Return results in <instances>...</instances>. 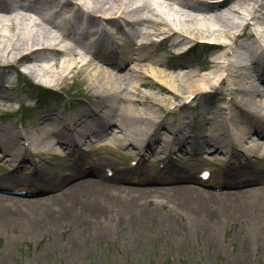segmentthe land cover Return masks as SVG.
<instances>
[{
    "label": "bare ground",
    "instance_id": "1",
    "mask_svg": "<svg viewBox=\"0 0 264 264\" xmlns=\"http://www.w3.org/2000/svg\"><path fill=\"white\" fill-rule=\"evenodd\" d=\"M48 1L59 3L62 9L58 14L47 13L52 21L70 20L74 32H78L73 34L87 43L79 46L76 38L72 37V47H82L86 52L88 47H92L108 54V57L78 58L75 51L59 46L57 38L40 20L33 6L22 3V0H0V68L6 69L22 62L26 73L48 86L61 85L72 73L82 72L88 79L85 89L94 96L95 103L88 104L84 111L65 117L50 111L48 115L54 120L44 121V124L52 125L53 131L39 134V137L29 134L24 145L21 141L18 143V139L24 137L22 134L16 132L17 139L12 130L0 126V150L3 157H8L7 160L16 161L25 159V153L29 151L46 153L44 143L52 146L54 141L77 153L79 164L81 159L89 160L91 168L68 170L62 177L47 170L32 179H19L9 174L2 177L0 185L47 194L29 198L22 193L0 192V231L13 225L21 226L29 234L55 230L75 207L98 218H106L108 223L107 227L101 228V235L91 234L76 240L77 243L86 239H107L111 236V226L114 229L128 226L133 230L135 225L140 227L144 219L154 215L160 216L161 229L172 231L181 224L179 214L185 213L187 233L198 236L202 231L207 236V245L213 247L220 246L218 225L222 222L240 221L253 230L264 226V94L259 89V83L264 84V76L261 72L253 74L249 71L264 70V51L257 55L254 63L243 61L246 56L241 54L231 55L240 37L252 35L246 32L251 21L239 24L235 16L249 13L247 18L253 20L252 25L259 22V26H264V0H169L173 5L166 0ZM48 6L44 4L43 10ZM120 19L127 21L133 30L126 33L127 43L119 42L115 48L109 49L111 39L100 37L107 33L106 24L96 27L94 22L105 20L115 24ZM232 28L237 31L229 33L227 30ZM221 30L225 31L229 41L218 34ZM152 33L160 34V47L168 50L179 46L180 41L185 39L217 41L223 56L210 59L214 76L205 71L197 78V71L190 64L168 65L159 59L152 60L154 52L148 50ZM87 35L95 37L88 39ZM132 35H138L140 39L134 40ZM258 35L264 38V28L259 30ZM109 54L112 56L109 57ZM220 61L221 69L218 65ZM227 67L239 71L236 85L227 90L232 96L236 92L241 94L240 99L232 97V104L246 115L244 121L237 119L233 107L217 108L210 117L215 128H208L210 131L204 136L201 134L189 140L181 136L180 123L169 127L166 113L154 115L143 107L149 100L140 91L146 73L163 85L162 88L157 86V89L170 94L155 97V101H162V105L166 101H180L194 93L206 92L222 83L227 72L222 75L219 71ZM165 68L173 73L181 72L172 74ZM0 96L9 97L1 90ZM85 115L90 119H85ZM228 119L232 124H228ZM163 132H174L175 136L163 137ZM95 139L112 141L126 149L127 153L138 155V161L147 160L142 153V142L151 151L149 157L161 155L166 161L172 157L167 151L170 145L181 149L187 143L192 148L201 149V157L208 160L217 157L221 162L226 161L230 157L226 154L232 153L238 159L253 156L258 166L242 163L235 173L223 172L216 177V185L226 188L211 191L197 183L213 180L212 175L207 180H201L191 170L180 173L171 161L166 168L140 164L132 173L141 186H132L127 184L130 177L126 170L117 171L110 178L100 171L102 163L108 158L100 151L98 153L97 149L89 148ZM91 153L96 155L90 156ZM12 165L15 167L16 164ZM89 173L95 178L84 177ZM157 197L161 200L158 201ZM54 204L61 206L57 217L51 210ZM114 213L116 218L110 216ZM134 235L132 232L131 237ZM181 238L180 234L176 235V239ZM253 244L250 237L242 242L245 255L249 254ZM259 246L264 248V240L257 244Z\"/></svg>",
    "mask_w": 264,
    "mask_h": 264
},
{
    "label": "rangeland",
    "instance_id": "2",
    "mask_svg": "<svg viewBox=\"0 0 264 264\" xmlns=\"http://www.w3.org/2000/svg\"><path fill=\"white\" fill-rule=\"evenodd\" d=\"M166 2L173 5V2L170 3L169 0H166ZM248 14L235 16L239 24L244 23L246 20L251 21L246 30L247 33L256 31L259 26L258 21L257 24L252 25L253 20L247 18ZM82 24L85 25V22H82ZM105 24L107 33L100 37L116 42H128L126 33H130L133 28L127 21L121 19L117 20L115 24L108 23L105 20L94 22L96 27ZM233 30L232 28L227 31L231 33ZM236 31L234 30V32ZM218 34L223 35L222 38L225 40H230L225 36V31L221 30ZM159 35L152 33L149 36L151 43L148 50L154 52L152 60L159 59L167 62L168 65H171L172 62L190 64L197 71V78H200L205 71L214 76V73H212L214 67L210 65V57L223 56L222 49L205 46L196 39H185L180 41L179 46L168 50L160 47L161 45L156 42ZM249 36H242L236 41L238 46H235L231 55L241 54V56H246L242 59L243 61L254 63L257 55L264 51V47L261 45L254 46ZM132 38L134 40L140 39V36L132 35ZM180 50H183V53L180 56H174V52ZM76 56L80 57L77 54ZM110 56L112 55L110 54ZM218 65L221 69L222 61ZM25 68L26 66L22 62L8 66L6 69L0 68V90L9 96H0V126L12 130L16 138L18 137L16 132L32 134L36 137H39V134L42 133L52 132L53 126L44 124V121L52 122L54 120V117L50 118V115H48L50 111L58 112L65 117L84 111L88 108V104L95 103L94 96L85 89L88 83L86 74L82 72L72 73L73 75H69L61 85L48 86L37 82L25 72ZM164 70L172 74L181 72L178 70L173 73L168 68ZM249 71L253 74L261 72L264 76V70ZM225 72H227L225 75L227 78L223 83L214 85L206 92L194 93L193 99L183 107L179 106L188 99L187 97L180 101L177 99L166 101L162 105L160 103L162 101L156 102L155 97H158L159 94L162 97L170 94L157 89V86L162 88L163 85L146 73L144 86L140 87V91L147 95L149 100L148 104L143 107H147L154 115L166 113V124L169 127L172 124L180 123L181 136L187 137L189 140L201 134L204 136V133L210 131L208 128H215L214 121L210 117L216 112L217 108L222 107L223 110V106L233 107L238 116L237 119L244 121L246 115L240 113V108L238 109L232 104V97L240 99L241 94L236 92L232 96L227 90L230 86L236 85L239 71L233 67H227L219 71L222 75ZM44 88L48 90H42ZM262 88H264V85L259 83V89ZM168 103H170L169 107ZM172 107L175 108L172 109ZM20 109L24 112L23 121L28 125L26 128L21 127L18 116L15 114ZM178 110H181V113H177ZM84 118L90 119L86 115ZM227 122L232 124L230 119ZM161 134L163 137L167 135L166 137L169 138L175 136L174 132L166 134L163 132ZM18 140V143H21L20 138ZM141 145L142 153L147 160L139 161V164L162 168L161 164H169L168 161H171L176 168L180 169V173L191 170L196 177H199L200 168L203 166L208 167L212 170L213 180L211 179L206 183H196L211 191H220L226 188L224 185H216V177L223 174V172L235 173L238 168H241L242 163L249 166H258L253 161V156L238 159L232 153L226 154V156H230L226 161L221 162L217 157L208 160L201 157V149L192 148L187 143L181 149L175 145H170L167 151L172 157H169L166 161L167 159L162 158L161 155L155 158L149 157L148 155H152L151 151L148 150L144 142ZM43 147L47 149L46 153L29 151L25 153V159H17L16 161L7 160L8 157H3L0 150V179L7 174L19 179L29 177L32 179L38 174L42 175L46 170L51 174L62 177L68 170L76 171L80 167L84 170H90L91 168L89 160L81 159L79 164L78 154L70 152L65 144L59 145L53 141L52 146L44 143ZM89 148L91 150L97 149L98 153L100 151L108 158L106 160L108 162L104 161L100 167L102 173H105L104 169L107 168V165L112 166L114 172L126 170L130 177L127 184L141 186V183L133 177L135 176L132 173L133 171L129 170L131 161L133 158L138 159V155L131 154V152L127 153L126 149L110 140L100 141L95 139ZM57 152L60 154H56ZM95 155L96 153H91L90 156ZM11 163L16 164L15 167ZM84 177L95 178L92 173L86 174ZM12 190H23L24 193L26 191L28 195L23 196L29 198L47 194L39 191L33 192V189L31 191L28 188L18 186L0 185V192L2 193H13ZM157 200L160 201L161 199L157 197ZM166 207L164 208L166 209ZM51 210L57 217L61 211L60 204H54ZM68 213L67 217L58 224L55 230L46 229L29 234L17 225L1 230L0 264H264V248L257 247V244L264 240V226L253 230L249 226H243L240 221L222 222L218 225L220 246L213 247L207 245L205 239L207 236L202 231L199 232L198 236L190 232L187 233V215L185 213L179 214L181 224L172 231L161 229V218L154 215L144 219L140 227L135 225L133 230L128 226L125 228L118 227L117 229L111 226L110 231L112 233L109 232L111 236L107 239L99 241L86 239L81 243H77L76 240L84 239L86 236L90 237L91 234H100L103 231L101 228L107 227L108 223L106 218H98L79 207L73 208ZM109 213L113 212L110 211ZM110 216L116 218L115 213ZM132 232L135 233L133 237H131ZM179 234L182 238L176 239V235ZM207 234L209 235V233ZM247 237L252 238L254 244L249 254L245 255L242 251V242Z\"/></svg>",
    "mask_w": 264,
    "mask_h": 264
}]
</instances>
